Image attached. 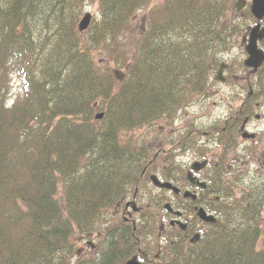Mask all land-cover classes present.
<instances>
[{
    "label": "trees",
    "instance_id": "16d2710c",
    "mask_svg": "<svg viewBox=\"0 0 264 264\" xmlns=\"http://www.w3.org/2000/svg\"><path fill=\"white\" fill-rule=\"evenodd\" d=\"M80 1L0 0V264H124L132 256L147 264H264V172L239 195L218 175L209 185L219 196L209 208L217 221L193 247L177 236L160 252L145 242L154 236L150 209L139 215L142 226L101 221L140 184L148 156L121 137L203 94L218 52L244 33L243 16L229 17L226 0H164L149 10L128 57L120 37L152 0H99L87 37L76 29ZM244 19H253L249 11ZM102 45L124 71L117 87L94 61ZM12 74L21 94L8 106ZM248 100L232 130L250 113ZM232 130H214L224 149ZM91 239L95 247L79 255L77 241Z\"/></svg>",
    "mask_w": 264,
    "mask_h": 264
},
{
    "label": "rangeland",
    "instance_id": "374dc122",
    "mask_svg": "<svg viewBox=\"0 0 264 264\" xmlns=\"http://www.w3.org/2000/svg\"><path fill=\"white\" fill-rule=\"evenodd\" d=\"M98 1L99 0L80 1V14L78 16L77 23L80 17L85 12H89L92 17L90 26H92V24L98 19ZM239 1L240 0H226L229 17L241 18L243 16L240 25L244 26V33L240 34L234 41H230V46L228 48L226 47L223 51L218 52V58L221 61L225 62L228 66L227 69L222 71L224 83L221 84L215 80L217 70L213 71L210 74L206 85L204 86V93L196 95V97L192 98L190 103L189 101L186 102V104L178 108L175 113H171V120H167L168 123L165 131L162 130L164 121L160 119L148 125H145L142 128L127 132L121 137L126 141L130 139L134 140V143H137V145L148 149L146 151L148 152L149 158L153 160L150 170L145 175L146 177L143 179V181L141 180L140 182V188L138 189L136 195V203H134L137 207L143 210L150 209L153 216H155L151 218L153 219L151 220L152 226L156 224L158 217L164 212V210L159 206L155 209L151 206V204L153 202L160 203V196H166L164 192L158 191L156 188H154L148 178V175L150 174H155L160 180H163L165 178V176L163 177V175L166 174V170H164L163 158H161V154L156 152V149L159 147L169 146L171 142L174 143L176 140L180 139V132L184 130H186V132H188L189 130H199L197 131L198 140L202 137V132L208 131V128H212L214 137L218 134L217 131H214L216 128L218 130H223V132L231 131V122L234 121L232 120V118L237 115V112H239L238 108L242 107L243 104L241 105V102L242 100H244V98L246 102L247 92H250L251 94L249 96L250 99L248 100V104L253 105L255 103L259 106L258 108H256L253 114L259 115L261 117L259 121L254 120V124L256 126L255 131L260 132L257 137H263L260 140V143L253 145L252 149L249 150L242 159V165L244 169H246V174L242 178V180H234L233 176L228 174L225 175V180H229L231 182V185L233 187V194L235 195H239L238 191L250 185L252 182L260 181L261 176L258 175L256 173V170L254 169L257 168V163L262 159V154L264 153V85L260 88L258 86H254L253 84H258L260 81L262 82V84H264V74L260 76H253V74H250V70L244 66V59L246 58V54L244 52L246 43L244 41V38H246L247 40L250 28L255 25L256 21L254 19H244L245 13L249 11L251 0H244L245 4L243 8L240 7V9H237L239 7V5H237ZM163 2L164 0H152L147 8L137 11L134 15L132 19V29L126 34H123V36H121L119 40L123 45L121 48H123L128 57H131L137 49V42L140 33L143 32V30H145L147 26L146 19L149 10L156 6L162 5ZM261 26L264 28V20L261 22ZM82 35L87 37L88 33L85 32ZM258 47L264 51V42L258 43ZM109 48L110 46L107 45L97 47L93 51L94 61L100 69H107L111 71V73L116 78L115 84L117 87L122 79L120 74H122L124 71L119 66V64L115 63V60L112 58L113 53H111L112 56L110 55V57H108ZM248 81L251 84L250 87ZM8 82L10 90L8 93L9 100L7 104L8 106H10L12 101H14L15 98L19 94H21V83L16 74H12L8 78ZM240 114L241 113H239L237 115L238 117L236 116V118H239ZM228 116L230 117V119L225 121V118ZM242 118L243 117H241L240 120H242ZM235 126L237 127H235L234 129L239 128L238 123H236ZM214 137L213 141L209 143V152L214 155H216L217 153L219 154L220 152L223 154V156L227 155V153L231 155H239V153L235 151V145L231 143L232 138H230V141H228L227 139L229 137H233L232 133L231 135L227 133V137H225V141H228L226 143L227 148L225 149L222 148V145L218 142V138ZM185 143L186 142H182V145H177L175 148H183ZM245 145L246 144L244 143V146ZM246 150H248L247 147ZM182 152L183 150L181 149L177 150L173 154L180 155L182 154ZM155 155L156 157H154ZM190 160L191 159H185L184 163H188ZM172 175H174L173 172ZM225 176H223V178H225ZM232 180L235 181V184L232 183ZM130 200L131 194L129 196V199H127L126 201ZM164 200H166V198H164ZM113 212L114 208H111L110 210L104 212L101 221L103 222V220H105L107 223H109V221H117V218H114L112 215ZM158 214L159 216L157 217ZM137 217L138 215L133 214V219H136ZM154 238L155 237H152L151 241H154ZM79 241H77L76 243V247L78 249L85 246L83 244L84 242ZM88 243L89 244H87V247L90 248V246H94L96 244V241L94 239H91ZM87 247L85 248L86 251H88ZM70 264H74L73 260L70 261Z\"/></svg>",
    "mask_w": 264,
    "mask_h": 264
},
{
    "label": "flooded vegetation",
    "instance_id": "af4514ba",
    "mask_svg": "<svg viewBox=\"0 0 264 264\" xmlns=\"http://www.w3.org/2000/svg\"><path fill=\"white\" fill-rule=\"evenodd\" d=\"M219 83H224L219 82ZM208 84V83H207ZM208 87V86H207ZM205 91V89H204ZM246 95V101L248 100L247 97L251 94ZM196 97V96H195ZM203 98V97H200ZM245 103V98L242 100L241 105ZM258 104H253V108L250 107V113L245 115L243 119L239 123V128L234 129L233 132V140L231 143L235 145V151L239 153L237 154H229L223 156L222 153L219 152L216 155L209 152V143L213 141L214 133L212 128H208V131L202 132V137L198 140L197 130H186L180 132V139L176 140L174 143L171 142L169 146L159 147L156 149V152L161 154V158H163L164 163V170H166V174L163 175L165 178L160 180L162 182H169L173 186L179 189V193L176 194L169 190L164 189H157L158 191L164 192L167 196H160L161 197V204L164 205L166 203L170 204L172 211H164L160 216L157 215L158 220L156 221V229H157V238L160 240V243L163 244V239H165V235L168 234V238L175 239L176 236L180 239H185L183 243L186 247H193L198 244L202 232L206 229V225L204 222L200 221L196 215V211L198 208H203L207 214L214 215L213 212L210 211V207L214 204V201L217 200V195L214 194V191H209V185L214 183L219 179L217 177L219 174L225 170L228 175H232L234 173L240 172L244 169L242 165V159L246 153L252 149L253 145L259 144L260 132H256V126L254 124L255 121H259L260 118L256 117L257 115L253 114L256 108H258ZM172 114L165 115L161 118L163 120V127L162 130H166V126L168 123V119H170ZM230 116V115H229ZM226 117L225 121L229 120L230 117ZM232 116V115H231ZM236 117V116H235ZM261 117V116H260ZM160 120V119H159ZM171 120V119H170ZM243 126V130L240 129ZM185 132V133H183ZM179 133V132H178ZM246 133V134H244ZM244 134V135H243ZM254 135V138H248L246 135ZM263 135V134H262ZM257 137V138H256ZM215 138V137H214ZM258 139V140H255ZM234 141V142H233ZM167 142V141H166ZM182 142H186L183 148H175L177 145H182ZM244 143L246 144L244 146ZM215 144V143H213ZM172 145V146H171ZM246 147L248 150H246ZM183 150L182 154L175 155L177 150ZM222 150V149H221ZM255 150V149H254ZM155 152V153H156ZM255 154V153H254ZM156 157V155L154 156ZM185 159H191L188 163H184ZM152 159L148 158L146 160V165L148 167L144 168V170H140L141 172V180L146 177L145 175L151 168ZM206 162V165L201 167V163ZM198 168V170H193L192 168ZM257 174H261L264 170V153L262 154V159L259 160L257 163V168H255ZM172 172L174 175H172ZM192 173V176L196 178L198 182H202L205 184V187L201 185H197V183H191L186 179L187 173ZM179 176V177H178ZM149 178V175H148ZM154 187V186H153ZM140 188L138 185L134 188L131 193V200L126 201L129 199V194L123 197L114 207L113 217L117 218V221H121L124 224H131L133 227L141 226L144 222L139 217L138 213H133L134 215H138L136 219H133V214L130 211L131 206L127 205L129 202L136 203V195L137 191ZM155 188V187H154ZM185 191H189L192 194L196 195V199L192 200L191 198H184L183 193ZM166 198V200H164ZM126 201V202H125ZM171 221H180L185 224V229H180V227L174 223L173 225L170 223ZM182 232L184 234H179L177 232ZM194 235H199V239L194 243H190V239ZM169 242H172L170 240ZM157 243V248H163V245Z\"/></svg>",
    "mask_w": 264,
    "mask_h": 264
},
{
    "label": "water",
    "instance_id": "95a60500",
    "mask_svg": "<svg viewBox=\"0 0 264 264\" xmlns=\"http://www.w3.org/2000/svg\"><path fill=\"white\" fill-rule=\"evenodd\" d=\"M243 3V2H242ZM250 13L251 15L257 20V24L250 29L248 34V42L245 46V52L247 54V58L244 61V66L247 68H250L252 72H256L258 68L263 64L264 62V53L258 49L257 42L262 41L264 39V30L260 29V21L264 18V0H252L251 6H250ZM91 22V15L89 13H85L81 19L79 20L77 24V30L80 33H83L86 31L90 25ZM225 68L224 64H221L218 68L216 79L218 81H223L224 78L222 76V71ZM103 117L102 113H97L95 115L96 120H100ZM252 137V136H249ZM205 163L201 165L203 167ZM193 170H198V168L193 167ZM187 179L191 183H197V185H201L204 187V184H200L198 181H196V178L192 176V174L189 172L187 174ZM150 181L155 187L162 188V189H168L173 191L174 193H178L179 190L172 186L170 183L167 182H160L158 178L154 175L150 176ZM185 198L191 197L192 199H195V196L190 194L189 192H185L183 195ZM132 208L136 210L135 205H132ZM165 209H169L168 205H165ZM197 216L204 222L207 223H214L215 219L212 216H208L203 209H199L197 211ZM181 226L182 229L185 228L184 225H181V223L176 222ZM173 224V222H172ZM198 236H194L193 239H197ZM193 239L191 241H193ZM125 264H141L138 259L134 256L131 259H129Z\"/></svg>",
    "mask_w": 264,
    "mask_h": 264
}]
</instances>
